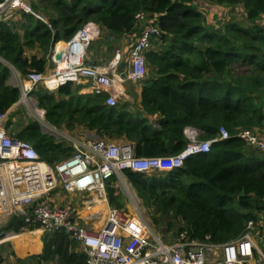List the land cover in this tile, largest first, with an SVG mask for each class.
I'll list each match as a JSON object with an SVG mask.
<instances>
[{"label":"trees","instance_id":"1","mask_svg":"<svg viewBox=\"0 0 264 264\" xmlns=\"http://www.w3.org/2000/svg\"><path fill=\"white\" fill-rule=\"evenodd\" d=\"M206 3L240 5L249 26L236 22L210 26L201 10ZM30 4L52 28L24 12L18 25L0 21V58L23 77L44 72L54 44L68 41L87 22L99 26L100 37L103 32L114 38L138 37L148 26L160 31L155 45L145 52L147 76L140 83L138 102L122 100L108 106L105 94L80 93L81 86L73 82L54 91L38 86L32 94L50 125L68 131L82 127L100 138L129 142L137 157H164L187 147L186 128L197 129L201 140H211L220 127L234 135L264 123V25L257 22L264 18V0H31ZM108 44L98 43L99 50L101 46L107 50ZM28 49L41 54L27 56ZM9 77L8 66L0 62V114L20 99V90L8 84ZM14 116L9 112L8 125ZM11 133L29 142L51 165L74 153L72 146L42 131L36 119ZM245 148L231 137L213 142L209 153L191 156L179 169L125 170L124 175L151 212L154 225L170 217L173 222L165 223L166 230L179 222L176 235L186 231L200 241L223 243L245 231L246 222L255 218L253 211L264 213V157ZM114 180L106 183L108 201L121 208ZM37 228L11 216L0 232ZM43 242L39 261L86 262V255L73 250L64 231L44 233Z\"/></svg>","mask_w":264,"mask_h":264},{"label":"built area","instance_id":"2","mask_svg":"<svg viewBox=\"0 0 264 264\" xmlns=\"http://www.w3.org/2000/svg\"><path fill=\"white\" fill-rule=\"evenodd\" d=\"M15 11L32 14L52 28L48 19L36 13L26 0L0 2V18ZM137 18L141 20L143 15ZM159 35L158 27H146L133 43L124 68L118 69L123 62L119 48L106 66H99L88 63L87 50L90 42L100 36V28L87 22L68 41H62V50L57 48L60 41L54 44L50 56L53 68L18 77V103L30 102L38 86L54 91L73 82L87 85L90 93L105 94L106 104L115 106L125 100V82L139 83L145 78V52ZM60 52L62 59L56 60ZM8 114L9 111L0 114V218L21 217L27 226H38L37 230L46 233L64 231L86 255L85 264H264V252L254 233L256 218H250L245 231L227 242L200 241L186 231L165 242L145 217L137 195L129 192L125 206L117 208L109 204L106 189L112 178L125 181V170H176L191 156L209 153L213 142L231 137L264 156L263 133L246 128L231 135L220 127L214 139L195 141L199 131L189 127L184 131L189 140L187 147L177 155L164 157H137L131 143L97 137L74 143L70 157L51 165L29 142L7 131ZM56 193L71 195L72 199L55 202L51 195ZM82 209L89 210L85 216L80 213ZM257 218L263 223L264 234V216Z\"/></svg>","mask_w":264,"mask_h":264},{"label":"rangeland","instance_id":"3","mask_svg":"<svg viewBox=\"0 0 264 264\" xmlns=\"http://www.w3.org/2000/svg\"><path fill=\"white\" fill-rule=\"evenodd\" d=\"M26 1L29 5H31L30 4L31 0H26ZM201 10L204 16L206 17L207 24H209L210 26H216V25L222 26L223 24H226L229 22H236L244 26H249V23L247 22V18L245 15V11L240 5L231 6V5H217L213 3H206L203 9ZM257 22L260 25H264V18L260 19ZM109 36L106 35L104 36V38L98 36L97 38H94L90 42V45L87 50V60L88 61L92 62L93 64H101L103 61H101L100 57L106 60L107 58H110L112 54H114V51L116 48H119L122 52V61L128 62L127 48L132 43L131 37H126L125 40H122V39L120 40L119 38L115 39L114 37H112V35H109ZM63 42H66V41H63ZM103 42L109 43L108 45L110 46L107 48V50L103 48L104 46H101L99 50L98 43L101 44ZM152 44H153L152 45L153 47L155 45V42ZM105 50L106 52H104ZM146 71H147V67H146ZM146 76L147 75H145V78ZM127 82H128V89L132 95L136 94L137 91H139V89L141 88V84H140L141 82L139 83H132L131 81H127ZM133 96L135 97V95ZM135 98L133 99L131 98V100H133L134 102L132 104H135V101H136ZM262 101H263V106H264V97ZM15 110H16L15 111L16 116L14 120L12 119V124L8 125V121H6L5 123L7 131H10V133L13 128H14V131H17L19 130L20 126L24 125L25 122H28L31 119H36L37 121H39V124L42 126V127L40 126L42 128V131L50 134L52 137H54V139L57 142L66 144L68 146L74 147L73 144L78 143V141H84V140L93 139V138L98 137V135H96L95 133L89 132L86 129H83L82 127H77L73 131H68L66 129H59L53 125H50L45 120L44 113L43 112L41 113L42 110L37 107L34 97H32V100H30V102H27V104L19 103ZM47 128H51L52 131L49 132ZM250 129L252 131L254 130L259 131L264 134V123L261 124L259 127H252ZM200 140L201 139L199 138V133H198V135H196L195 137V141H200ZM245 149L256 154L257 156H260V158L264 157L262 154H260L256 150L249 149L248 147H246ZM112 185L115 190V194L119 195L121 203H123V206L121 208H123L125 204L127 203V194L129 192L138 196L136 189L132 186V184L128 181L126 177H125V181L123 182H119L115 179ZM57 196L58 194L56 193L55 196L51 195V198L54 199ZM66 198H68V196ZM138 198L140 199L139 196ZM141 203H142L141 206L143 207L142 209L144 211L145 217L149 220V222L152 224V226L155 228V230L161 236V238L163 240L165 239L164 240L165 242L170 241L173 238H175L176 234H174V232L179 228V225H180L179 222L178 223L175 222V225L173 226V230L168 231L166 230L167 228H166L165 223H168L169 220L170 222H173V220L170 217L168 218L164 217L163 221H161L160 223V226H156L153 224L151 212L148 211L147 208L144 207L142 201ZM253 213L255 214V218H256V222H255L256 231H254L256 242H257L258 247L264 252V234L262 233L263 223L260 222L261 219L257 218L261 214L264 216V213H258L256 211H253ZM103 217H104V214H103ZM1 219L2 218H0V221ZM4 224H6V222L5 223L0 222V229L3 227ZM34 234H39V232H35ZM24 236L28 237V235H22L21 238H24ZM9 247H10L9 245L8 246L6 245L3 249L0 248V251L1 252L5 251L7 252V254H10ZM21 263L22 264H38V263H35L34 260L30 259V257H27L26 260ZM14 264H18V263L14 262ZM46 264H54V263H46Z\"/></svg>","mask_w":264,"mask_h":264},{"label":"crops","instance_id":"4","mask_svg":"<svg viewBox=\"0 0 264 264\" xmlns=\"http://www.w3.org/2000/svg\"><path fill=\"white\" fill-rule=\"evenodd\" d=\"M5 20L7 23H15V24H19L20 22H22L24 19L22 17V14H21V11H15V12H12L11 14L3 17V18H0V21L1 20ZM108 35V33L106 32H103V34L101 35L102 38H104V36ZM109 36V35H108ZM110 37V36H109ZM114 37V36H112ZM126 37H131V44L134 43V41L136 40L137 38V35L134 34L132 36H120L118 37L120 40H125ZM116 39V38H115ZM62 42V41H60ZM104 48V47H103ZM106 52V51H104ZM26 55L29 56L31 54H37V55H40L41 53H39L36 49H32V50H26ZM51 54V53H50ZM127 54H129V48H127ZM113 55H111L110 58H107L106 60L104 58H101V61H103L101 64H96V65H99V66H106L113 58ZM105 60V61H104ZM0 62L6 64L10 70V77L8 79V84L10 85H13V86H18L17 84V79L18 77H23L20 75V73L11 65L9 64L8 62H6L4 59L0 58ZM88 63H92V62H88ZM126 62H121L119 64V67L118 69H121V68H124L126 65H125ZM54 64L51 60L48 61V66L46 68V71H49L51 68H53ZM76 85H80L81 88H80V93H83V94H86V93H90L89 92V89H87V85L85 84H81V83H75ZM124 89H125V100H127L128 102L130 103H134L133 100H131V98H135L136 102L139 101V92H140V89L139 91H137L136 94H133L135 95V97L131 94V92L129 91L128 89V82H125L124 83ZM32 97H34L35 99V96L34 94H32ZM130 100V101H129ZM36 102V100H35ZM19 103L17 102L16 105H13L8 111L11 113V112H15L16 108H17V105ZM44 113V111L42 110L41 113ZM16 116V114H15ZM15 116L13 117V120L15 118ZM39 122V121H38ZM26 123V122H25ZM41 126V125H40ZM42 127V126H41ZM42 129V128H41ZM93 133V132H92ZM68 195H60L58 194V196L52 200H54L55 202H61V201H68L69 197L72 199V196L70 195L68 198H66ZM89 210L87 209H82L80 211V213L82 214V216H85L87 213H88ZM103 217V216H102ZM9 218H3L1 219L0 222H7ZM102 219V218H101ZM82 224H84V222H81ZM88 225H92L93 223L92 222H88L87 223ZM5 225V224H4ZM3 225V226H4ZM35 232H39V234H34ZM41 233V234H40ZM46 233V232H42L40 230H37V229H33V230H24L22 232H19V233H15V232H10V233H7L5 234L4 232H0V248H4L6 245L10 246V254H7V252H1L0 251V255L2 256V261L0 262V264H14V262L18 263V264H22L21 262L25 261L27 257H30V259L34 260L35 263H40V264H46V263H54L56 264L55 261H52V262H44V261H39L36 257L41 255L42 254V251H43V247H44V242H43V237L42 235ZM22 235H28L27 236H24V238H22V240H17L16 239V236H22ZM73 242V241H72ZM74 246H73V250L75 252H80V253H83L80 248L76 245V243H74ZM15 259V260H14Z\"/></svg>","mask_w":264,"mask_h":264},{"label":"water","instance_id":"5","mask_svg":"<svg viewBox=\"0 0 264 264\" xmlns=\"http://www.w3.org/2000/svg\"><path fill=\"white\" fill-rule=\"evenodd\" d=\"M62 55H63V52H60L58 54L55 55V59L56 60H61L62 59ZM123 77L125 76L124 73L121 74Z\"/></svg>","mask_w":264,"mask_h":264},{"label":"bare ground","instance_id":"6","mask_svg":"<svg viewBox=\"0 0 264 264\" xmlns=\"http://www.w3.org/2000/svg\"><path fill=\"white\" fill-rule=\"evenodd\" d=\"M59 45H61V48H58ZM64 46H65V44H64L63 42H59V43L57 44V48H58V50H62V49L64 48ZM164 240H165V239H164Z\"/></svg>","mask_w":264,"mask_h":264},{"label":"clouds","instance_id":"7","mask_svg":"<svg viewBox=\"0 0 264 264\" xmlns=\"http://www.w3.org/2000/svg\"><path fill=\"white\" fill-rule=\"evenodd\" d=\"M62 41V40H61Z\"/></svg>","mask_w":264,"mask_h":264}]
</instances>
